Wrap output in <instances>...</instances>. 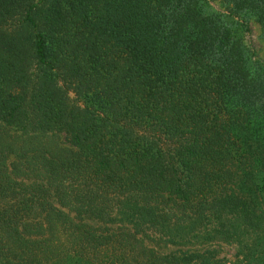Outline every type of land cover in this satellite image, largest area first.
Returning a JSON list of instances; mask_svg holds the SVG:
<instances>
[{
	"label": "trees",
	"instance_id": "1",
	"mask_svg": "<svg viewBox=\"0 0 264 264\" xmlns=\"http://www.w3.org/2000/svg\"><path fill=\"white\" fill-rule=\"evenodd\" d=\"M210 1L0 0V264H222L155 214L264 264V0Z\"/></svg>",
	"mask_w": 264,
	"mask_h": 264
},
{
	"label": "rangeland",
	"instance_id": "2",
	"mask_svg": "<svg viewBox=\"0 0 264 264\" xmlns=\"http://www.w3.org/2000/svg\"><path fill=\"white\" fill-rule=\"evenodd\" d=\"M209 6L214 10L224 12V5L218 0L209 2ZM241 37L247 48L251 49L252 61H257L264 72V39L262 38L261 28L253 19L249 22V31L246 32L243 28ZM254 55L252 56V54ZM32 72H37V75L42 77V72L36 66L31 67ZM53 81V78L48 75V78ZM54 85L61 89L65 98L73 105L78 104L76 97L72 91L68 89L61 81H53ZM154 227L144 225L142 232L136 237L142 245L147 248L154 249L158 253L168 254L170 252H187V253H203L204 251L215 250V257L222 264H232L237 260V246L226 241L224 238L212 233L210 222L207 220L198 223H181L176 218H155ZM88 224L97 227L100 225L97 221H87ZM118 223L111 227H117ZM240 258V257H239Z\"/></svg>",
	"mask_w": 264,
	"mask_h": 264
}]
</instances>
